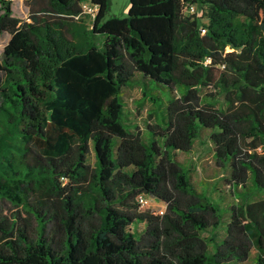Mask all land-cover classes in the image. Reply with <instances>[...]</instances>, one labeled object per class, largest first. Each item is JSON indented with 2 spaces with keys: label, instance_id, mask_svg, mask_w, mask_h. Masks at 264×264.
<instances>
[{
  "label": "trees",
  "instance_id": "obj_1",
  "mask_svg": "<svg viewBox=\"0 0 264 264\" xmlns=\"http://www.w3.org/2000/svg\"><path fill=\"white\" fill-rule=\"evenodd\" d=\"M24 2L0 0V264H264V0ZM133 83L159 122L129 121ZM200 129L237 203L177 158Z\"/></svg>",
  "mask_w": 264,
  "mask_h": 264
},
{
  "label": "rangeland",
  "instance_id": "obj_2",
  "mask_svg": "<svg viewBox=\"0 0 264 264\" xmlns=\"http://www.w3.org/2000/svg\"><path fill=\"white\" fill-rule=\"evenodd\" d=\"M12 14L18 18L25 19L28 16L29 8L25 4L24 0H10ZM129 2L128 0H110L109 10L107 11L106 17L118 16L123 17L127 14ZM93 17L84 15L79 19L78 22H82L85 25L90 24ZM10 35L6 32L0 35V62L2 59V51L5 44L8 42ZM213 91L210 88H202L200 94L203 101H207L205 93ZM177 95V92H174ZM121 98L124 103L125 110L128 113L129 121L137 124L139 127H144L147 123L159 122L158 113L154 105L147 99L142 98V92L140 85L133 83L124 87L121 91ZM224 100L223 95H219L216 106H223ZM199 135L194 141L192 151L190 153H179L177 158L180 161H185V164L192 170V179L198 187H206L212 190H207L209 196L217 197V193H222L225 196L224 200H221L222 205H230L231 203H237L234 200L232 189L228 187L225 182L227 178V172L223 169L218 168L213 161L211 145L208 141V133L205 129H200ZM186 155V156H185ZM94 155L91 154L89 162L91 165L94 164ZM184 163V162H183ZM163 206L155 201L149 200L147 206L141 210H148L151 212H157ZM227 215H222V221L219 228L215 231L208 230L202 232V236L209 242L210 238L214 235L216 239H220L224 235V226L226 224ZM138 228H142L139 225ZM134 229V227H133ZM213 234V235H212ZM255 250L252 249L248 259L242 263L233 264H251L254 261Z\"/></svg>",
  "mask_w": 264,
  "mask_h": 264
},
{
  "label": "built area",
  "instance_id": "obj_3",
  "mask_svg": "<svg viewBox=\"0 0 264 264\" xmlns=\"http://www.w3.org/2000/svg\"><path fill=\"white\" fill-rule=\"evenodd\" d=\"M186 12L188 13H195L196 11V6L194 4L188 5L185 7ZM80 13L77 14L74 18L75 19H79L80 17L84 16V15H89L91 17H94L97 13V5L92 4L90 1H83L80 4ZM205 28H201V33L205 32ZM137 203H138V207L139 209H143L145 206L148 205L149 200H152L149 196H146L144 194H139L136 198ZM153 201V200H152ZM159 214L163 213V208L159 209L157 211Z\"/></svg>",
  "mask_w": 264,
  "mask_h": 264
},
{
  "label": "crops",
  "instance_id": "obj_4",
  "mask_svg": "<svg viewBox=\"0 0 264 264\" xmlns=\"http://www.w3.org/2000/svg\"><path fill=\"white\" fill-rule=\"evenodd\" d=\"M74 22H78V21H74ZM78 23H80V24H83V21L82 22H78ZM89 25V24H88ZM186 156V155H185ZM184 163H185V161H183Z\"/></svg>",
  "mask_w": 264,
  "mask_h": 264
}]
</instances>
